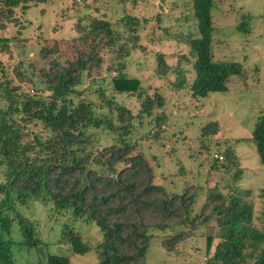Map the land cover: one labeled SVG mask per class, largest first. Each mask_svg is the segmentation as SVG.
<instances>
[{
	"label": "trees",
	"instance_id": "trees-1",
	"mask_svg": "<svg viewBox=\"0 0 264 264\" xmlns=\"http://www.w3.org/2000/svg\"><path fill=\"white\" fill-rule=\"evenodd\" d=\"M47 1L0 0V32L11 25L19 26L16 10L24 14L31 5ZM191 2L196 33L177 38L188 53L176 56L178 65H170L165 53L156 55L158 65L153 77L168 83L165 88H153L152 95H149L150 87L148 92L140 79L127 73V60L139 37L125 40L115 34L105 16L89 14L79 16L73 26L74 59L51 58L48 69L40 70L44 91L17 69L14 71L20 82H28L29 90L13 86L9 79L0 83V174L3 179L0 182V264H14V230L19 234L18 245L43 254L46 245L33 223L18 214V207L35 202L56 214L94 224L101 233L96 245L85 241L68 223L61 227L60 242L72 255L94 252L97 264H143L154 233L166 236L160 241L162 247L169 255H176L178 246L210 220L218 228L219 241L210 255L213 238L207 236L205 254L211 257L206 263L198 264H264V226L257 228L253 224L252 203L245 195L248 192L238 187L242 170L232 172L238 157L231 147L214 154L209 171L216 172L218 181L223 182L220 180V184L207 189L198 213L194 214L202 189L187 186L178 194L154 184L155 168L159 167L157 156L143 153L141 147L143 138H149L151 132L161 134L158 139L163 137L177 118L165 113L167 100L173 99L167 98L164 90L176 93L184 89L191 100L204 101L212 93L226 92L231 77L244 79L247 74L241 63L215 58V46L219 43L213 36L215 0ZM122 22L132 31L140 24L133 16L123 17ZM236 29L249 34V18ZM18 37L21 29H17L13 39ZM168 38L176 41V37ZM11 40L0 37V52L10 53ZM81 46L83 50L79 49ZM105 51L112 54L113 63L107 71H114L109 83L113 96H106L105 88L97 85L94 92L101 101L97 104L85 96V84L91 88L96 83L95 74L103 66ZM41 54L45 57L47 52L43 49ZM181 59L188 61L187 69L180 67ZM115 94L136 98L140 103L138 114L117 104ZM154 110L162 111L155 116ZM144 119H149L148 126L153 131L139 141L133 140L136 129L133 121L140 120L142 124ZM31 126L40 127L42 133H31ZM219 128L216 121H210L202 127L201 135L204 139L215 136ZM98 130L113 137L110 145L96 146L93 135ZM250 140L264 165V112L257 117ZM167 153L172 155V151ZM180 170L186 173L184 168ZM226 190L228 193H224ZM259 198L264 220V188L260 189ZM70 259L65 255H49L43 264H70Z\"/></svg>",
	"mask_w": 264,
	"mask_h": 264
},
{
	"label": "rangeland",
	"instance_id": "rangeland-1",
	"mask_svg": "<svg viewBox=\"0 0 264 264\" xmlns=\"http://www.w3.org/2000/svg\"><path fill=\"white\" fill-rule=\"evenodd\" d=\"M118 1L48 0L45 4L31 5L24 14L21 10H16L15 16L19 26L11 25L4 32H0V37L12 39L8 45L10 53L0 52V83L3 79H9L13 86L29 90L30 84L21 83L17 76V72H21L44 91V85L40 84L39 79L40 70L48 69L51 58L60 59L65 56L74 59L71 41L75 35L73 26L79 16L82 18L89 14L91 17L105 16L115 34H119L125 40L130 41L138 36L137 46L131 50L127 60L128 75L140 79L144 89L150 87L149 95L155 91L153 88H165L167 81H157L153 77L158 65L156 55L160 52L165 53L170 65H178L179 58L176 56L188 53L187 48L177 38H183L189 33L193 36L196 33L195 21L191 18V0H122V4ZM86 6L92 7L88 9ZM125 16H133L140 21L136 31L130 30L125 26V22H122ZM248 18L251 31L246 35L239 32L236 27L239 23L248 21ZM143 20L147 22L143 23ZM213 28L214 41H219L217 45L215 44V58L219 60L226 58L241 63L247 73L245 78L231 77L226 92L212 93L204 101L191 100L184 89L176 93L164 90L163 94L173 99L169 102L167 100L165 109V113L177 117L173 126L158 139L161 134L157 135V131L151 132L153 129L148 126L149 119H144L142 124L140 120H134L136 129L132 138L139 141L143 135L151 132L149 138L141 140V147L143 153L148 152L147 155L157 156L159 167L155 168L154 184L178 194L187 186L202 189L192 214L202 205L207 189L222 181V179L218 181L216 172L209 171L214 162V154L231 147L238 157L237 166L232 172L236 174L238 168L242 170L238 187L243 192H248L245 195L252 203L253 224L261 228L264 226V220L261 215L263 204L259 193L260 189L264 188V165L260 163L256 148L250 139L257 117L264 112V0H215ZM17 29H21V37L15 40L13 37L17 36ZM168 36L176 37V41L171 39L170 41ZM43 49L47 52L45 57L41 56ZM79 49L84 48L81 46ZM103 58V66L95 74L96 83L94 82L91 88L85 84L87 89L85 96L97 104L101 101L94 90L100 84L105 88L106 96H113L109 83L114 77V71H107L113 63L112 54L105 51ZM188 64V61L181 59L180 67L187 69ZM14 69H17L16 73ZM169 77L173 78L171 75ZM114 99L117 104L132 110L134 115L138 114L140 103L136 98L115 94ZM161 111L154 110L153 114L160 115ZM210 121L219 124V133L204 139L201 129ZM30 131L42 133L40 127L31 126ZM93 137L96 138V146L99 148L110 145L113 138L99 130ZM169 151H172V155L167 153ZM183 168L185 174L180 170ZM1 181L3 179L0 174ZM226 184L227 182L224 185ZM226 192L228 193L227 190L224 193ZM18 214L33 223L38 237L46 246L43 254L32 249L27 250L18 245L19 234L14 230L12 234L16 243L12 248L14 264H43L49 255L70 256V264L98 263L94 252L85 256L72 255L68 247L60 242L61 227L68 223L74 226L75 231L85 241L96 245L95 243L101 240V233L94 224L73 220L67 214H56L38 202L18 207ZM17 221L15 219V223ZM217 233L215 222L210 220L178 246L176 255H169L162 247L160 241L166 236L154 233L143 264L206 263L219 241ZM207 236L213 238L210 255L205 254Z\"/></svg>",
	"mask_w": 264,
	"mask_h": 264
},
{
	"label": "built area",
	"instance_id": "built-area-1",
	"mask_svg": "<svg viewBox=\"0 0 264 264\" xmlns=\"http://www.w3.org/2000/svg\"><path fill=\"white\" fill-rule=\"evenodd\" d=\"M215 158H218L219 160H222V157H220V156L218 157V156L215 155Z\"/></svg>",
	"mask_w": 264,
	"mask_h": 264
}]
</instances>
